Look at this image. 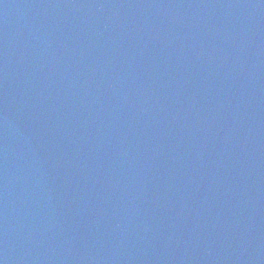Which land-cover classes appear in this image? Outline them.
<instances>
[{"label": "water", "instance_id": "water-1", "mask_svg": "<svg viewBox=\"0 0 264 264\" xmlns=\"http://www.w3.org/2000/svg\"><path fill=\"white\" fill-rule=\"evenodd\" d=\"M0 264H264V0H0Z\"/></svg>", "mask_w": 264, "mask_h": 264}]
</instances>
